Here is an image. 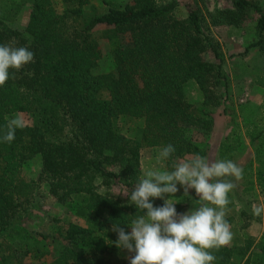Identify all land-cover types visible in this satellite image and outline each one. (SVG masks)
<instances>
[{"label":"trees","instance_id":"obj_1","mask_svg":"<svg viewBox=\"0 0 264 264\" xmlns=\"http://www.w3.org/2000/svg\"><path fill=\"white\" fill-rule=\"evenodd\" d=\"M228 1L230 8L207 14L208 25L239 29L251 23L254 40L248 47L264 56V0ZM24 5L29 9L24 26L8 27ZM179 8L181 18L175 16ZM99 41L109 47L108 69L101 73ZM0 44L34 53L32 62L10 69L0 86V239L20 244L13 252L19 258L0 257V264H24L23 255L38 261L47 254L25 246L35 234L30 230V237L22 227L30 209L20 171L35 157L38 179L66 216L54 220L53 235H37L61 242L56 257L44 264H115L110 256L127 250L116 247L113 225L128 233L132 220L145 213L98 188L116 187L130 195L142 179L143 145L175 147L165 160L168 171L177 160L207 157L214 115L226 118L228 113L223 59L199 11L176 0H58L57 5L53 0H0ZM254 83L264 88V78ZM190 86L197 100L189 99ZM101 90L106 99L99 97ZM17 116L24 127L16 129L11 143L3 142L8 121ZM258 139L255 159L264 143ZM239 146L232 132L218 144L217 158L232 160ZM257 163L252 177L242 167L243 185H236L233 196L237 189L238 195H248L253 187L264 194V164ZM194 201L195 209L203 203L191 189L174 207L179 213ZM240 218L249 222L243 210ZM242 239L211 250L214 264H264V218L257 241Z\"/></svg>","mask_w":264,"mask_h":264},{"label":"rangeland","instance_id":"obj_2","mask_svg":"<svg viewBox=\"0 0 264 264\" xmlns=\"http://www.w3.org/2000/svg\"><path fill=\"white\" fill-rule=\"evenodd\" d=\"M58 0H53L57 5ZM180 3H190L198 11L203 19L205 29L216 44V47L223 59L222 71L228 78V113L226 118L215 114L213 119L212 132L206 139L208 145L207 158L209 160H217V147L224 138L235 132L236 138L239 140L240 146L234 152L232 161L240 167L246 166L250 176H253L255 168H257V160L264 164V143L262 148L258 151L255 159V151L258 147L259 137L264 138V88L257 87L254 81L257 78H264V56L258 53L253 47H248V44L254 40L252 24L247 23L242 28L234 29L224 26H209L207 21V14L214 10H222L230 8L228 0H176ZM29 9L24 5L14 20L8 27L21 29L26 23ZM175 16L181 18L184 16L183 8L175 11ZM99 50L101 59L98 61L97 72H105L108 69V61L106 54L109 47L105 41H99ZM247 48V49H246ZM188 96L190 100H197L199 94L192 86L188 88ZM99 97L106 99L107 93L104 90L99 92ZM19 117V116H17ZM20 118V117H19ZM21 119V118H20ZM233 137V136H232ZM231 137V138H232ZM230 138V139H231ZM264 142V141H263ZM159 146L143 145L139 152V169L142 178L147 170H167L168 167L165 160L157 161L159 156ZM187 158V157H186ZM183 158V159H186ZM182 160V159H180ZM180 160H177L178 163ZM39 174V160L37 157L29 160L20 171V176L23 182L28 186V202L27 207L30 209V217L27 221H22V227L29 233L30 230L35 234V238H30L26 242L27 248L36 247L39 250H44L47 254L40 260L34 261L27 255H23L21 261L24 264H44L56 257L61 247V242L58 238L40 239L37 235H53L57 226H55V219L65 220L66 216L60 205L47 194L45 183L38 179ZM228 179L238 186L243 185V181H236L234 178ZM179 191L174 196L165 195L163 202L166 199L172 198L178 200L184 195L183 188L177 185ZM191 190V189H190ZM189 190V193H190ZM233 196L234 191L229 193L230 203L227 206L229 211L226 219L231 225L234 239L249 238L255 242L260 233L261 219L264 218V213L256 216L253 214V206L264 205V194L252 189L248 195ZM97 192L118 200L123 203H131L128 193L125 190L111 187L110 189L98 188ZM196 195V194H195ZM238 195V196H237ZM241 198V201L238 200ZM72 200H81V197H74ZM197 201V200H196ZM196 201L191 203L190 207L181 210L179 213H185L194 210ZM246 202L248 204H246ZM243 210L249 215V222L244 223L240 218V211ZM243 227V228H242ZM31 237V236H30ZM242 239V240H243ZM227 246H232L234 242ZM16 245V246H14ZM20 244L13 242L12 245L6 244L4 239H0V257H8V261H15L19 257L13 252L14 248ZM240 245L236 246L239 249ZM133 253L125 251H116L110 256V262L115 264H129V259ZM12 256V257H11ZM14 257V258H13Z\"/></svg>","mask_w":264,"mask_h":264},{"label":"clouds","instance_id":"obj_3","mask_svg":"<svg viewBox=\"0 0 264 264\" xmlns=\"http://www.w3.org/2000/svg\"><path fill=\"white\" fill-rule=\"evenodd\" d=\"M34 53L26 47L0 44V86L10 78V69L20 70L32 62ZM24 122L12 118L6 126L2 140L11 143L17 128ZM175 147L168 144L159 150L157 161L166 160ZM243 168L229 159L209 160L195 154L174 165V170H147L130 193V201L144 211V215L132 220L131 231L113 225L117 233V248L133 255L129 264H214L216 256L211 250H219L233 240L231 225L226 219L230 203L229 193L236 181L243 178ZM183 188L184 195L194 189L201 206L185 213H177L175 199L164 200L162 206H154L153 199L174 196ZM264 213V205L253 206L256 216Z\"/></svg>","mask_w":264,"mask_h":264},{"label":"crops","instance_id":"obj_4","mask_svg":"<svg viewBox=\"0 0 264 264\" xmlns=\"http://www.w3.org/2000/svg\"><path fill=\"white\" fill-rule=\"evenodd\" d=\"M254 189H255V188H254ZM255 190H256V189H255ZM262 224H263V219H261V225H260V226H261V228H260V233H261V230H262ZM260 233H259V236H260ZM259 236H258V237H259ZM258 237H257V239H256L255 241H257V240H258Z\"/></svg>","mask_w":264,"mask_h":264}]
</instances>
